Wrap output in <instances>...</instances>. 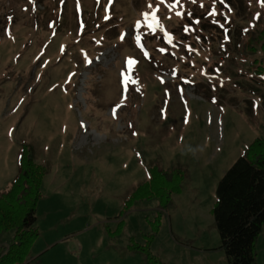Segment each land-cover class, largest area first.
<instances>
[{"label": "rangeland", "instance_id": "374dc122", "mask_svg": "<svg viewBox=\"0 0 264 264\" xmlns=\"http://www.w3.org/2000/svg\"><path fill=\"white\" fill-rule=\"evenodd\" d=\"M148 2L113 0L105 20L108 0H79V12L76 0H0V193L22 145L46 168L25 264H142L147 244L167 264H227L211 208L223 173L264 136V62L259 74L240 52L264 31V3L159 4L152 32ZM154 165H179L180 189L167 205L127 204ZM255 250L264 264V225Z\"/></svg>", "mask_w": 264, "mask_h": 264}, {"label": "trees", "instance_id": "16d2710c", "mask_svg": "<svg viewBox=\"0 0 264 264\" xmlns=\"http://www.w3.org/2000/svg\"><path fill=\"white\" fill-rule=\"evenodd\" d=\"M244 45L241 54L251 57L256 72L263 73L264 31ZM261 104L264 108V93ZM45 172L46 168L35 162L31 149L22 145L17 174L0 193V264H25L30 259V247L38 236L35 206ZM183 178L179 165L171 170L154 165L149 168V179L134 188L126 203L156 198L167 205L169 193L180 189ZM211 213L227 264H257L255 244L264 225V136L254 138L223 173L215 188ZM9 231L11 237L4 241L3 235ZM141 251L142 264H167L150 254L148 244Z\"/></svg>", "mask_w": 264, "mask_h": 264}, {"label": "snow or ice", "instance_id": "6c2138e0", "mask_svg": "<svg viewBox=\"0 0 264 264\" xmlns=\"http://www.w3.org/2000/svg\"><path fill=\"white\" fill-rule=\"evenodd\" d=\"M101 2V0H97V5H99ZM192 3H196L197 0H191ZM217 0H213V3H216ZM219 3H223V0H218ZM262 3H264V0H261ZM61 3H64V0H61ZM113 3V0H108V5L105 7V20H108L110 19V17L107 15L108 13V10H109V7L112 5ZM159 4H164L166 5V7L168 8L169 11H172L174 9H176L178 6L182 7V4H181V0H173V3H167V0H158V5ZM153 6V4L151 2H148L145 6L146 10H143L140 15L141 17L143 18V21L144 23L147 25L148 29L152 32H155L156 31V28L160 27V21L157 17V13L160 11L159 9V6ZM150 10V11H149ZM76 11L79 12L80 11V3H79V0H76ZM176 16L177 17H182V13L180 11H176ZM214 13H209V15H212ZM189 16H191V13H188ZM259 14H257L258 16ZM11 19V18H9ZM142 24H141V20H137L135 22V27L137 29L141 28ZM49 27H53V24L50 23L49 24ZM185 32L188 31V27L185 26L184 29H183ZM9 30L6 29V33L8 32ZM227 39V36L225 37ZM121 39H123V36H121ZM135 41L137 43L138 46H141L140 45V41H141V37L139 35H137L135 37ZM161 52L164 51V49H159ZM136 63L135 61H133L132 59H126L125 61V69L126 70H122L121 72V77H122V83L127 85V83L131 80V76H130V73L132 71V66L133 64ZM67 82V81H66ZM133 83H135L136 81H132ZM162 83L164 82L163 80L161 81ZM126 91V89H125ZM180 91L182 92L183 90L180 89ZM166 94H167V91H166ZM123 99H126V97H123L122 98V101H121V104H117L116 106L113 107L112 109V113H113V116L115 117L116 116V113H117V108L121 107L122 103H123ZM163 111L162 110V114H163ZM186 122H187V118H186ZM131 127V125H130ZM133 135H136V133H133Z\"/></svg>", "mask_w": 264, "mask_h": 264}]
</instances>
